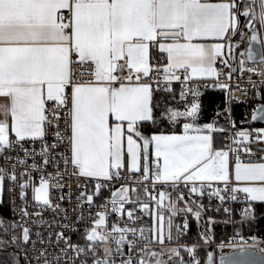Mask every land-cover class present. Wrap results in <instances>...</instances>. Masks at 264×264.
Masks as SVG:
<instances>
[{"label": "snow or ice", "instance_id": "1", "mask_svg": "<svg viewBox=\"0 0 264 264\" xmlns=\"http://www.w3.org/2000/svg\"><path fill=\"white\" fill-rule=\"evenodd\" d=\"M237 72L248 74L247 86L232 84ZM209 90L224 96L206 118ZM239 104L241 124L264 122V0H0V264H216L214 252L198 254L215 243L212 225L264 220V155L255 158L249 146L264 145V127L227 135ZM37 140L39 150L25 147ZM50 165L56 176L71 167L94 180L93 192L77 196L78 209L111 192L83 232L50 196ZM125 171L135 181L113 191ZM205 194L225 219L201 225L205 205L193 197ZM237 201L239 221L228 206ZM126 203L152 225L130 226L134 208L123 226L110 224L108 205L123 217ZM6 205L12 218L2 214ZM189 214L198 240L181 243ZM83 219L81 210L76 222ZM225 246L234 251H221L219 264H264V249L257 258L239 232Z\"/></svg>", "mask_w": 264, "mask_h": 264}, {"label": "built area", "instance_id": "2", "mask_svg": "<svg viewBox=\"0 0 264 264\" xmlns=\"http://www.w3.org/2000/svg\"><path fill=\"white\" fill-rule=\"evenodd\" d=\"M237 63H238V61H237ZM217 66L220 67V65H217ZM223 71L226 72V71H228V69L224 68ZM247 75L248 74L245 73L244 77L241 78L240 74L237 72L233 76V79L231 81L232 84L236 85L237 83H239L242 88L247 86ZM221 79H223V78H221ZM253 80H259V77L256 76V75H253ZM172 86H173L174 89H177L178 92L180 91L179 82H173ZM209 91H211V90H209ZM235 95L243 97L245 95V93L241 90V91H236ZM248 95L250 96L251 92H249ZM244 108H245V105H243V104L234 105L233 118L237 120V124H236V128L235 129H231V128L228 129L227 135L231 136V135H233V133L235 131H238L241 128H246V129H249V131L251 132L252 136H255L256 133L254 131H251V130L254 129V128L264 127L262 125H257L254 122L241 124L240 123V119L243 118ZM221 123H223V120H221ZM47 139H48V142L51 143L53 137L51 136L50 133H49V136H48ZM223 142L225 144L231 143L230 140H225L224 137H223ZM33 146L37 150H39V148L41 147L40 141L37 140L35 142V145H33L31 142H29L28 144H25V147L31 148ZM249 146L251 148H253V150L255 152V158H258V157L264 155V153H261L259 151V149L261 147H264V145H262V144H260V143H258L256 141H252L249 144ZM60 150H62V149H60ZM20 155L22 156L23 153H20ZM241 156L245 160H248V157L245 156V154L243 152H241ZM39 162H40V158H39V156H37V163H39ZM0 163H2V161H0ZM29 163H31V159H29ZM48 172L53 173L52 187L50 188V196L52 197L53 202L54 203H59L61 205L62 209H67L68 216L70 218V222H75V227L78 228L80 232H83L85 226L89 225V212L91 211L93 214H95L96 212L100 211L101 209L99 207H96L95 205H99V204L104 203L105 202V198L110 199L111 198V192L109 190H107V189H102V195L99 196V197H94L93 198L94 199V206L91 209H89V207L87 206L86 203L83 205L82 209H78V208H76V206L80 202L77 200V196H79L80 192H82V191H87L89 193L93 192L94 191V180L92 178L77 177V176L72 175L71 167H69L68 171H66V172L63 171V169H62V174L60 176H56L55 175V169L51 165L48 167L47 172H45L46 178H47V173ZM125 175H128V173L126 171L122 172V174H121L122 178L120 180H116V181L113 182V189H112L113 191L115 190V188H119L121 184H128L129 186H131L133 184V182L135 181V175H132V178L130 180L123 179V177ZM33 176L35 177V182L38 185L39 184L38 173L34 172ZM57 184L61 185L62 187H56ZM137 190L140 191L139 187L137 188ZM166 190L170 191V192L172 191L171 188H168ZM69 192L71 193V199L70 200L67 198ZM62 194L66 197L64 200H60L59 199L60 195H62ZM129 195L132 196L133 198L135 197V193H132L131 191L129 192ZM141 195H143L142 192H141ZM193 198L198 200L199 203H203L205 205V212H207V213H209L211 215L222 214V215L226 216V214L223 212L222 207H221V211L220 212H216L214 210L220 203L216 198L213 197L212 200H211V204H212V208L211 209L208 208L209 198H208L207 194H205L203 199H200L198 196L197 197H193ZM28 199H29V203L34 205V201L32 200L31 189L28 190ZM16 200H17V205H19L20 201H19V197L18 196L16 197ZM228 206L231 207L232 210H233L232 211V219L233 220H235L236 216L240 215L239 209L244 207V205L242 203L238 202V201L237 202H230L228 204ZM9 207H10V205H9ZM129 208L136 209L135 215L138 218L137 223L134 224V225H130V226L140 227L141 224H144L145 226H151L152 225V220H151L150 216L147 215V214L141 216L138 204L137 205H133L131 203H126L125 204V215L123 217H120V215L117 214V213H112L111 212V204H109L108 205V211H109L108 220H109V223L111 224L112 221H117L118 223L121 224V226H123L124 222L127 221L126 211ZM35 210H36V208L34 206L29 208V211H35ZM81 210L83 211L84 219L82 221L76 222V215ZM44 215H45L46 218L51 219L53 213L51 212V210H48V211H46L44 213ZM56 218L60 219V220L63 219L62 216H58ZM188 220H189V218H188ZM182 221H183V216H178L176 218V222L177 223H181ZM229 226H230V228H229V236L226 239H224L222 241H215V243H212V244L208 245V247H213L215 249L216 255L221 254V251L223 253H225V254L234 251L233 249H231V248H229L227 246H225L223 249H220L218 247V245L221 242L227 244L232 239V237H233V235L235 233L234 232V224H229ZM53 227H56V226L54 225ZM243 236L245 237V239L247 241V244L249 246L248 248H254L253 247V241L251 239L252 236H246V235H243ZM256 237H257L258 247L254 248V249L260 251L261 249H264V238L258 237V236H256ZM72 239L74 241L77 240V234L76 233L72 234ZM192 242H196V241L188 240L187 235L185 237H183L182 240H181V243H192ZM182 254L185 255V258L187 259V254L186 253H182Z\"/></svg>", "mask_w": 264, "mask_h": 264}, {"label": "trees", "instance_id": "3", "mask_svg": "<svg viewBox=\"0 0 264 264\" xmlns=\"http://www.w3.org/2000/svg\"><path fill=\"white\" fill-rule=\"evenodd\" d=\"M223 96L224 94L218 91H210L205 93L204 102L206 105L205 108L206 118H210L212 114L214 105L211 103V101L214 100L216 104H219ZM174 195L176 194L173 193V196ZM5 199H7V195H5ZM258 206H259V202H258ZM3 207L5 208V211L2 214L6 215L8 218H12L11 212L10 210H8L10 208L9 205ZM208 216H213L217 220H223L226 218V216L222 214L211 215L205 212L202 216L201 225H203L204 220H206ZM188 218H189V231L187 234V238L190 241H197L198 240L197 233L200 230V228L197 226V222L195 221V219L192 217L191 214L188 215ZM240 219H241L240 215L235 217L236 221H239ZM229 228H230L229 224L212 225V232L215 241H222L226 239L229 236ZM234 232H239L240 234L246 236H258L264 238V220L255 221L252 222L251 224L248 222H244L242 225H234ZM209 251L214 252L216 255L215 249L213 247H208V246L201 248L198 254L202 259L206 260V253Z\"/></svg>", "mask_w": 264, "mask_h": 264}, {"label": "water", "instance_id": "4", "mask_svg": "<svg viewBox=\"0 0 264 264\" xmlns=\"http://www.w3.org/2000/svg\"><path fill=\"white\" fill-rule=\"evenodd\" d=\"M241 19L243 20L244 18L241 17ZM254 123L264 125V122H261V121H256V122H254ZM248 251H250V252H254V253L256 254V257H257V258H259V257L262 255V253H261L260 251L254 249V248H248ZM230 253H233V251L230 252ZM227 254H229V253H227ZM219 257H220V254L217 255V256L215 257L216 260H217V264H219Z\"/></svg>", "mask_w": 264, "mask_h": 264}, {"label": "crops", "instance_id": "5", "mask_svg": "<svg viewBox=\"0 0 264 264\" xmlns=\"http://www.w3.org/2000/svg\"><path fill=\"white\" fill-rule=\"evenodd\" d=\"M243 49H240V50H238V51H242ZM238 54V53H237ZM176 90V93H177V100H179V92H178V90L177 89H175ZM211 91H218V92H221L220 90H211ZM207 92H210V91H207ZM206 93V92H205ZM221 93H223V92H221ZM224 94V93H223ZM177 106L178 107H180L181 105L180 104H177ZM256 124V123H255ZM257 125H261V124H257ZM262 126H264V125H262ZM223 141V136H218V138H217V143L219 144L220 143V141ZM5 195H7V193H5ZM175 196V195H174ZM181 207H183V204H181L180 205ZM214 255H215V253H214ZM217 255H215V257H216ZM216 262H217V260H216Z\"/></svg>", "mask_w": 264, "mask_h": 264}]
</instances>
